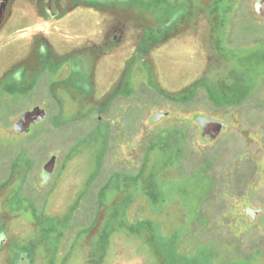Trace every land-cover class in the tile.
<instances>
[{
	"label": "rangeland",
	"instance_id": "obj_1",
	"mask_svg": "<svg viewBox=\"0 0 264 264\" xmlns=\"http://www.w3.org/2000/svg\"><path fill=\"white\" fill-rule=\"evenodd\" d=\"M51 1L67 16L45 39L39 65L27 51L32 67L12 69L21 89L0 112V250L8 261L19 249L27 264H264V191H252L264 183V23L256 0ZM13 11L0 45L6 62L22 44L16 33L32 23ZM106 17L140 35L144 49L165 50L147 77L138 65L118 97L116 67L85 44ZM196 32L204 49L216 45L205 51L220 66L185 92L196 95L199 116L228 126L204 145L178 93L204 70ZM31 104L46 119L14 133ZM156 112L169 115L153 122ZM51 156L55 172L41 185ZM243 207L262 215L251 221Z\"/></svg>",
	"mask_w": 264,
	"mask_h": 264
},
{
	"label": "flooded vegetation",
	"instance_id": "obj_2",
	"mask_svg": "<svg viewBox=\"0 0 264 264\" xmlns=\"http://www.w3.org/2000/svg\"><path fill=\"white\" fill-rule=\"evenodd\" d=\"M56 7L57 4L53 3V1L51 0H0V45L4 42V28L5 25L10 21V19L14 15L13 10H18L19 16L21 18L26 19L29 17L28 19H32V23L28 27L22 28L16 33L15 38L18 39V41H20L22 44L17 50H15L16 52L13 55L15 57V60L7 62L0 60V112H2L3 109H6L5 103H7V98H9L10 95L12 96V98H17L14 97L13 94H18V90L21 89V87L16 86L17 84L19 85V78L17 79L15 74L9 75L12 72V69L16 68L17 66L20 67V65H23L25 68L32 67L31 65L33 63L30 64L28 61L26 62L24 60L25 58L23 59L22 55L28 54L27 51H29V54H31V56L34 55L36 57L34 66L39 65L41 63L40 61H42L41 59H43V54L48 52L50 48V44L47 43L45 39L53 35L52 31H56L57 33H59L62 20L67 15L64 16L63 14H59L58 12H56ZM254 11V14L257 15L264 23V0L255 1ZM102 21L103 25L99 26L97 32L95 33V41L91 42L87 38L85 44L94 45L98 47L99 56L101 57V64L106 63L116 67L117 73L119 75V81L114 87V95L115 97H118L122 95L121 92L124 81L126 80L127 83H133L137 78L138 70H135V68L139 65L141 71H143V74L145 73L147 77V74L149 73L150 68L153 64V57L158 55L159 52L165 50H161V46L155 44H149L147 45V49H144V45L139 42L140 35L134 33H126L124 22H120L116 19H111L109 17L104 18ZM203 23H206V21L204 20ZM204 26H206V24H204ZM200 29L201 32L204 30L203 27H201ZM200 35L201 33L199 34L196 32L192 43H194V50L199 51V53L204 55V70L201 72L200 76L195 77V79L189 81L186 84L184 83L178 93H181L183 95L181 106H184L185 112H187V110L193 111L191 113L192 120L194 122L193 126L195 131V137L198 138L200 145H204L207 143L212 144L214 141H216L221 134L227 131L228 126L224 124L219 134L214 137L215 132L211 131L206 126L199 124L195 119L196 116H198L195 110L197 108L196 106H198L199 103L196 99V95H190L191 92L188 94L185 92L188 88L203 83V75L206 73V70L215 71L220 66V60L216 59L213 54H206L207 51L211 52L212 48L214 50L216 45H209V50L207 48L204 49L205 46L203 44L198 43L200 42L198 40ZM73 37L75 39L80 38V36L78 35ZM62 49L63 48H60L59 50ZM167 50H169V48H167ZM19 55H21V57ZM107 58L108 61H106ZM206 83L210 85L211 81L206 80ZM199 88L202 87L199 86ZM188 105H194L195 107L189 108L187 107ZM35 109L42 110L43 108L40 105L31 104L30 107L21 110L18 113L17 119H15V121H13L12 123V130L14 133L26 134L31 130V127L36 126L38 123H42L46 119L47 116H45L43 120L37 119L34 122H31L27 127H23L18 124L20 117L23 114L33 112ZM45 115H47L46 112ZM165 118H161L160 120H163ZM184 122L187 123L190 121L189 119H187ZM51 158H54L53 170L50 175H46L43 173V169ZM56 163L57 158L54 156H51L47 161L42 163L41 172L38 176L39 183L41 185H46L51 181L52 175L54 174L56 169ZM252 178L253 174L248 180L252 182ZM262 184L264 183H262L261 181L259 188L257 190L256 188H252V191H264V189H262ZM227 191L234 190L230 187L227 189ZM243 212L244 215L248 217L251 221H254L257 216L262 215V209L249 210L246 209V207H243ZM4 249L5 248H1L0 250V264H27V261L30 256L26 251H19V249H15L17 257L15 262L11 263L10 261H8V258H6V256L4 255Z\"/></svg>",
	"mask_w": 264,
	"mask_h": 264
},
{
	"label": "water",
	"instance_id": "obj_3",
	"mask_svg": "<svg viewBox=\"0 0 264 264\" xmlns=\"http://www.w3.org/2000/svg\"><path fill=\"white\" fill-rule=\"evenodd\" d=\"M169 113L167 112H163V113H154L153 117H152V121L153 122H157L159 121L161 118H165L166 116H168ZM45 111L41 110V109H35L33 112H28L23 114L20 117L19 120V125L23 126V127H27L29 126V124L31 122H34L37 119L43 120L45 118ZM196 121L201 124L204 125L206 127H208L211 131L215 132L214 137L219 134V132L221 131L222 127L224 126V124L222 122L219 121H215V120H211L208 119L204 116H196ZM17 127V125H16ZM53 165H54V158H51L50 161L45 165L44 169H43V173L46 175H50V173L53 170ZM246 209H249L248 207H246ZM252 210V209H249Z\"/></svg>",
	"mask_w": 264,
	"mask_h": 264
}]
</instances>
